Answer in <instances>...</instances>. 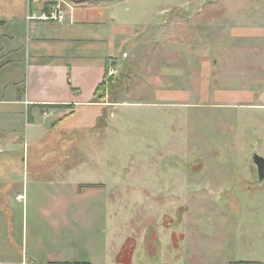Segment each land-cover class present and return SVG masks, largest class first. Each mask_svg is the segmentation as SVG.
Wrapping results in <instances>:
<instances>
[{"label":"rangeland","instance_id":"374dc122","mask_svg":"<svg viewBox=\"0 0 264 264\" xmlns=\"http://www.w3.org/2000/svg\"><path fill=\"white\" fill-rule=\"evenodd\" d=\"M202 2L180 3L157 36L148 21L131 41L135 56L127 43L115 49L102 109L78 111V132L59 127L0 152L26 159L20 190H30L14 219L18 245L0 239V258L12 245L43 263L264 264V179L254 160L264 156V0H238L220 38L206 36L202 15L228 5ZM67 156L78 157L68 180L53 169Z\"/></svg>","mask_w":264,"mask_h":264},{"label":"crops","instance_id":"0c3cea01","mask_svg":"<svg viewBox=\"0 0 264 264\" xmlns=\"http://www.w3.org/2000/svg\"><path fill=\"white\" fill-rule=\"evenodd\" d=\"M47 2L48 0H0L2 154L17 151L21 141H24V144L27 141L42 142L46 134L59 127H62L65 133L78 132V111L102 109L101 105L98 106L92 100L97 86L104 79L107 66L109 70L110 62H115L118 58L115 49L127 43L131 55L135 56L136 48H133L134 43L131 42L133 37H137L136 35L145 28L148 29V21L152 20L155 22L152 26L154 35L157 36V30L163 31V19H169L184 0H64L69 6L66 19L62 22L38 18L47 11ZM237 2L238 0H203V4L214 5L218 10L228 5L229 10L224 14L202 15L206 36L220 38V32L221 37L223 36L227 25L225 20L228 17L233 19L231 17L237 11L232 6ZM167 3L173 7L170 14L164 16L163 5ZM148 6L151 10H148ZM120 12L123 13L122 16ZM127 13H133L135 16L129 15L130 18H126ZM193 16L194 14H191V17ZM236 28L241 27L235 26L234 29ZM234 49L242 53L241 61L243 57L248 59V51L244 52L242 48ZM206 50L207 48L203 52ZM123 52L122 50V54ZM222 54L218 57V62L228 64L229 62L223 61ZM202 58L206 63L211 61L205 54ZM50 116L55 119L52 125L48 126L47 118ZM77 142L67 145L77 146ZM55 162L57 165L53 169L61 171L60 177L64 179L68 180L72 174L78 172V157L67 156ZM34 164L46 163L36 161L32 166ZM27 165L26 159L22 163L18 156H0L2 243L8 244L11 239V242L14 240V245H18L16 242L19 232L14 219L19 214V203L23 201V214L30 205V190L25 185H22L23 191L20 190L21 174L26 173ZM49 166L40 170L33 167L31 170L32 173H50L52 169ZM7 174L9 183L3 184L6 179L1 175ZM105 185L103 182L102 186ZM25 228L23 215V230L20 233L23 239ZM11 248L15 253L3 250L2 253L6 256L0 258V264H63L56 260L43 263V260L36 259L32 253L26 258L25 251L22 250L19 254L16 247L11 245L9 249ZM74 263L78 264V261Z\"/></svg>","mask_w":264,"mask_h":264},{"label":"built area","instance_id":"2783aa9c","mask_svg":"<svg viewBox=\"0 0 264 264\" xmlns=\"http://www.w3.org/2000/svg\"><path fill=\"white\" fill-rule=\"evenodd\" d=\"M47 6V11L43 12L38 18L60 22L66 19L67 6H69V4H66L64 0H48ZM123 56H128V52L124 51Z\"/></svg>","mask_w":264,"mask_h":264},{"label":"trees","instance_id":"16d2710c","mask_svg":"<svg viewBox=\"0 0 264 264\" xmlns=\"http://www.w3.org/2000/svg\"><path fill=\"white\" fill-rule=\"evenodd\" d=\"M109 74V70H108V66L106 68V72H105V75H104V79L102 80V82H100V84L97 86L96 88V91H95V94H94V97H93V100L92 102H100L102 100V97L103 95L105 94V92L107 91V84H108V81H106V79L108 78L107 75ZM104 114H108L107 111H103V113L101 114V116H104ZM100 116V117H101ZM237 264H256L254 262H243V261H240V262H236ZM259 264V263H258Z\"/></svg>","mask_w":264,"mask_h":264},{"label":"water","instance_id":"95a60500","mask_svg":"<svg viewBox=\"0 0 264 264\" xmlns=\"http://www.w3.org/2000/svg\"><path fill=\"white\" fill-rule=\"evenodd\" d=\"M257 159H258V160H260V159H261V160H264V156H263V157H262V156H256L254 160H256V162H257ZM257 163H258V162H257ZM258 175H259V181L262 180V179H264V165H263L262 170L259 171Z\"/></svg>","mask_w":264,"mask_h":264},{"label":"flooded vegetation","instance_id":"af4514ba","mask_svg":"<svg viewBox=\"0 0 264 264\" xmlns=\"http://www.w3.org/2000/svg\"><path fill=\"white\" fill-rule=\"evenodd\" d=\"M255 162H256V160H255ZM258 162V163H257ZM257 162H256V165H257V171H258V173H259V171H261L262 170V168H263V165H264V160H258L257 159Z\"/></svg>","mask_w":264,"mask_h":264}]
</instances>
